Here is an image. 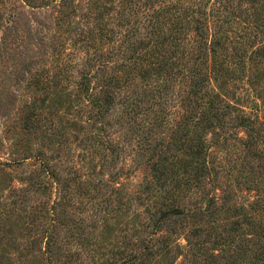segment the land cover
Here are the masks:
<instances>
[{
	"label": "rangeland",
	"instance_id": "374dc122",
	"mask_svg": "<svg viewBox=\"0 0 264 264\" xmlns=\"http://www.w3.org/2000/svg\"><path fill=\"white\" fill-rule=\"evenodd\" d=\"M74 2L0 0V264H264V93L183 125L182 75L123 72L157 4Z\"/></svg>",
	"mask_w": 264,
	"mask_h": 264
},
{
	"label": "trees",
	"instance_id": "16d2710c",
	"mask_svg": "<svg viewBox=\"0 0 264 264\" xmlns=\"http://www.w3.org/2000/svg\"><path fill=\"white\" fill-rule=\"evenodd\" d=\"M62 1L67 7L75 4L74 0ZM112 1L96 0L98 13L109 11ZM147 3L157 4L154 20L146 27L151 37L139 41V48L133 47L134 52L140 51L131 59L134 66L126 65L123 72L143 79L163 74L170 82H176L177 75H182L183 82L190 84L191 98L182 99L184 114L180 122L183 125L196 119L195 126L202 129L206 123L211 126L214 120L221 121L222 107L233 108L230 98H237L236 104L239 102L236 91L242 89L240 84L244 83L252 92L258 91L256 99L261 97L264 93L261 91L264 88V0H146ZM206 95L210 100L204 102ZM191 96L199 97L194 99V105ZM255 110L249 116L245 111L239 112L231 135L240 128L253 131L257 125H264L260 121V108ZM201 211L192 215L204 214ZM250 224L256 229L262 225L253 221ZM254 235L263 242L261 256H264V227L262 234ZM237 242L235 248H239L241 240Z\"/></svg>",
	"mask_w": 264,
	"mask_h": 264
}]
</instances>
